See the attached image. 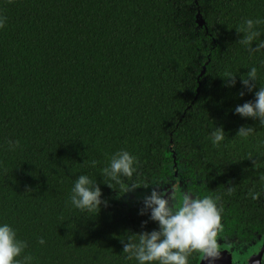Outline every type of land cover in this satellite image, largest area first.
<instances>
[{
	"label": "trees",
	"instance_id": "obj_1",
	"mask_svg": "<svg viewBox=\"0 0 264 264\" xmlns=\"http://www.w3.org/2000/svg\"><path fill=\"white\" fill-rule=\"evenodd\" d=\"M0 17V226L27 242L17 259L139 264L121 240L159 230L140 211L172 182L216 199L225 234L264 232V126L235 112L264 86V49L250 53L236 30L264 21V0H0ZM256 30L264 41V23ZM252 67L249 92L241 77ZM242 126L255 131L242 138ZM120 151L136 161L121 180L138 188L125 194L102 175ZM80 175L101 188L100 212L71 204Z\"/></svg>",
	"mask_w": 264,
	"mask_h": 264
},
{
	"label": "clouds",
	"instance_id": "obj_2",
	"mask_svg": "<svg viewBox=\"0 0 264 264\" xmlns=\"http://www.w3.org/2000/svg\"><path fill=\"white\" fill-rule=\"evenodd\" d=\"M11 2L12 0H9V3ZM5 23L6 17H0V28H3ZM261 23L264 21L248 19L243 26L236 29L238 33L243 34L239 43L250 53L264 49V41L256 42L260 36L256 26ZM236 76L226 73L223 77L225 86L234 87L237 83ZM257 79V68L252 67L246 76L241 77V83L244 88L252 92L257 88ZM240 95L243 96L244 92L241 91ZM235 112L242 118L259 120L261 126H264V86H259L258 91H255L254 101L237 105ZM254 131L255 128L251 126H242L237 135L247 138ZM210 135L214 145L219 146L225 140L223 127H215ZM8 145L10 151H15L20 147V142L9 140ZM135 162V157L127 151H120L113 155L109 166L102 169V175L106 178L104 183L110 187H112L111 182L121 185L124 194L138 188L136 184L125 186L121 180V177H133L136 171ZM90 163L95 167L97 162L90 161ZM232 191V188L228 189L229 194ZM101 197L102 190L98 183L87 175H80L72 189L70 201L82 212L95 214L97 210L100 212L102 204L107 205V201L102 200ZM171 200L172 198L158 188L151 189L150 194L144 197V207L140 214L150 212V219L158 223L159 230L132 233L127 240H121L123 253L127 254L128 259L135 258L139 264H153V262L189 264V256L193 253L200 254L208 264H215V261L221 257L217 237L222 231L221 213L216 199L193 198L186 194L178 203L174 204ZM39 243L43 245L45 240L41 238ZM27 247V242L19 240L12 227L7 224L0 226V264H31L33 259L31 255L17 259L22 256Z\"/></svg>",
	"mask_w": 264,
	"mask_h": 264
},
{
	"label": "flooded vegetation",
	"instance_id": "obj_3",
	"mask_svg": "<svg viewBox=\"0 0 264 264\" xmlns=\"http://www.w3.org/2000/svg\"><path fill=\"white\" fill-rule=\"evenodd\" d=\"M189 195L192 194L189 193ZM192 196L193 198H196L195 195ZM223 229L224 225L222 224V231L218 234L217 240L219 241V243L223 244H227L226 242H229L230 246L228 248L220 246L221 257L215 261V264H264V232L255 233L254 236L250 239H239L238 237L234 238L232 235L225 234L223 232ZM232 246H243L245 248L244 255H246L247 257L245 261L243 260V257L241 258L237 251L233 250ZM249 246H251L252 248L251 252L249 254H246V251L248 252ZM253 248H255V253H253ZM228 252H231L232 254ZM189 264H208V262L204 260L199 254L195 260H190Z\"/></svg>",
	"mask_w": 264,
	"mask_h": 264
},
{
	"label": "rangeland",
	"instance_id": "obj_4",
	"mask_svg": "<svg viewBox=\"0 0 264 264\" xmlns=\"http://www.w3.org/2000/svg\"><path fill=\"white\" fill-rule=\"evenodd\" d=\"M177 186H178V183L176 185H174V183L172 182L169 184L160 185L156 188H158L165 195L172 198L171 202L175 204V203H178L184 195H186V194L189 195V193L187 191L180 189V188H177ZM128 201H130V200H128ZM218 243H219V241H218ZM226 243L227 244L219 243V245L223 246L224 248H228L230 246V243L229 242H226ZM251 246L248 247V252L246 251V254H249L251 252V249H252ZM232 248L234 251H237L239 253V255L241 256V258L243 257V260L245 261V259L247 258L246 255H244L245 254V250H244L245 248L243 246H239V247L232 246ZM253 250H254L253 253H255V248H253ZM228 253L232 254L231 252H228ZM243 264H245V263H243Z\"/></svg>",
	"mask_w": 264,
	"mask_h": 264
},
{
	"label": "water",
	"instance_id": "obj_5",
	"mask_svg": "<svg viewBox=\"0 0 264 264\" xmlns=\"http://www.w3.org/2000/svg\"><path fill=\"white\" fill-rule=\"evenodd\" d=\"M197 22H198V24H202L203 23V21H201V19H200V15L199 14L197 15Z\"/></svg>",
	"mask_w": 264,
	"mask_h": 264
}]
</instances>
